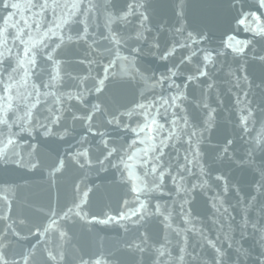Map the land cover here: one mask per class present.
<instances>
[{"label":"water","instance_id":"obj_1","mask_svg":"<svg viewBox=\"0 0 264 264\" xmlns=\"http://www.w3.org/2000/svg\"><path fill=\"white\" fill-rule=\"evenodd\" d=\"M6 187L8 264H264V0H0Z\"/></svg>","mask_w":264,"mask_h":264},{"label":"snow or ice","instance_id":"obj_2","mask_svg":"<svg viewBox=\"0 0 264 264\" xmlns=\"http://www.w3.org/2000/svg\"><path fill=\"white\" fill-rule=\"evenodd\" d=\"M12 189L10 187L3 188V191L0 194H4L6 192H11ZM7 198V197H5ZM0 264H8L7 260L3 259L2 253H0Z\"/></svg>","mask_w":264,"mask_h":264},{"label":"clouds","instance_id":"obj_3","mask_svg":"<svg viewBox=\"0 0 264 264\" xmlns=\"http://www.w3.org/2000/svg\"><path fill=\"white\" fill-rule=\"evenodd\" d=\"M45 135H47V133H45Z\"/></svg>","mask_w":264,"mask_h":264}]
</instances>
